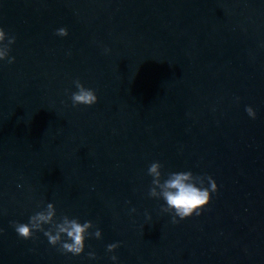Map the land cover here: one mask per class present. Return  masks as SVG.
<instances>
[{
	"label": "water",
	"instance_id": "obj_1",
	"mask_svg": "<svg viewBox=\"0 0 264 264\" xmlns=\"http://www.w3.org/2000/svg\"><path fill=\"white\" fill-rule=\"evenodd\" d=\"M0 27V264H264V0H0ZM154 161L214 178L201 215L161 212ZM47 203L102 238L21 239Z\"/></svg>",
	"mask_w": 264,
	"mask_h": 264
},
{
	"label": "clouds",
	"instance_id": "obj_2",
	"mask_svg": "<svg viewBox=\"0 0 264 264\" xmlns=\"http://www.w3.org/2000/svg\"><path fill=\"white\" fill-rule=\"evenodd\" d=\"M55 35L67 37L69 32L66 27H60L56 29ZM15 43V35L6 33L4 28L0 27V61H6L9 65L15 63V57L10 55L11 46ZM104 51L107 53L110 49L106 48ZM73 83L77 90L71 92L69 97L72 107L80 105L90 107L98 102L94 89L85 87L79 79ZM245 111L250 118L256 119L257 113L252 106H246ZM162 168L163 165L159 161H154L147 170V174L152 177L148 196L165 201V204L161 205V212L170 214L173 224H178L193 215H201L202 210L211 202L212 195L218 192L214 178L207 174L196 175L190 170L169 172L164 178ZM135 211V208L131 209V212ZM148 219H151L150 215ZM10 223L21 239H34L37 233H43L48 243L65 255L79 256L85 251L86 239L93 236L96 239L102 238V231L90 220L81 223L79 218H70L68 215L57 218V210L53 203H47L41 210L34 212L27 223L18 221ZM94 228V232L90 231ZM2 231L0 229V232ZM119 246V243H110L106 251L113 253ZM87 255L89 259H97L94 251L88 252ZM110 259L116 262L118 257L112 255Z\"/></svg>",
	"mask_w": 264,
	"mask_h": 264
}]
</instances>
